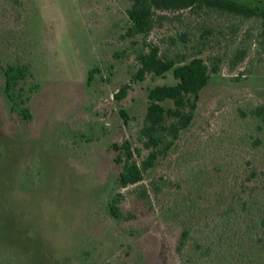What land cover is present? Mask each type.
Instances as JSON below:
<instances>
[{"label": "rangeland", "instance_id": "rangeland-1", "mask_svg": "<svg viewBox=\"0 0 264 264\" xmlns=\"http://www.w3.org/2000/svg\"><path fill=\"white\" fill-rule=\"evenodd\" d=\"M130 7V0H0V264H189L176 249L183 228L227 206L247 160L264 169V152L229 140L249 126L237 109L264 104L261 22L187 9L164 12L152 31L131 36ZM151 46L222 62L177 149L145 172L143 200L135 185L118 186L122 165L111 144L132 141L138 162L148 153L139 133L149 89L175 82L172 72L134 79L138 54ZM7 62L29 64L27 82L39 85L29 124L12 115ZM116 196L121 218L110 212Z\"/></svg>", "mask_w": 264, "mask_h": 264}, {"label": "trees", "instance_id": "trees-1", "mask_svg": "<svg viewBox=\"0 0 264 264\" xmlns=\"http://www.w3.org/2000/svg\"><path fill=\"white\" fill-rule=\"evenodd\" d=\"M130 1L128 15L132 26L128 35L131 36L152 31L157 19L168 18L164 12L213 9L244 19L259 20L261 43L264 44V0ZM245 55L246 51L240 50L236 59L240 61ZM137 58L139 67L134 74L135 80H145L149 74L164 76L168 72H172L175 78L174 83L158 84L149 89L147 112L139 133L143 148L148 153L141 162L136 159L139 148H135L132 141L126 139L111 144L115 153L114 161L122 165L118 186L125 188L135 185L137 198L144 200L150 198L149 189L143 184L145 172L153 168L161 157L177 149L182 132L195 119L201 92L212 74L220 71L222 59L216 58L210 65L199 54L190 59L186 56L175 57L162 54L159 46H151L148 51L139 53ZM2 67L4 92L11 102L12 115L23 124H29L33 120L29 101L39 89L38 84L27 82L32 76L31 68L22 62H7ZM93 72L95 69L89 73L90 81ZM128 88V85L121 88L115 93V98H125ZM120 113L127 121V112L121 109ZM237 118L248 121L249 126L245 132L231 134L229 140L248 152H264V104H257L249 110L237 109ZM220 141L223 142V139ZM217 144L221 145L220 142ZM215 148L222 149L221 146ZM198 152H188L184 158L190 160L199 155L205 156L206 150ZM246 163L248 167L243 171L246 174L243 182L232 189L227 206L183 228L176 249L189 264H264V169L255 166L249 168L251 163L249 160ZM215 166L218 171L225 167L223 162ZM251 181L254 183L250 184ZM154 190H159L156 184ZM117 196L113 199L110 212L114 217L121 218L123 212L117 205Z\"/></svg>", "mask_w": 264, "mask_h": 264}]
</instances>
